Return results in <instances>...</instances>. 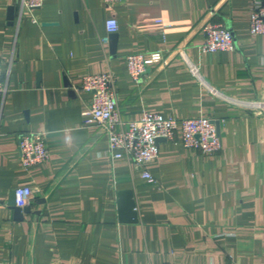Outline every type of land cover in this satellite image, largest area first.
Instances as JSON below:
<instances>
[{"label": "crops", "instance_id": "crops-1", "mask_svg": "<svg viewBox=\"0 0 264 264\" xmlns=\"http://www.w3.org/2000/svg\"><path fill=\"white\" fill-rule=\"evenodd\" d=\"M17 1L0 0V264H264V112L211 97L175 51L183 47L219 90L264 99V34L249 31L254 0H43L19 21ZM209 21L231 30L233 49L200 50ZM146 51L163 59L136 83L125 56ZM108 68L124 119L203 114L218 122L221 149L205 155L159 139L145 164L152 182L112 157L104 130L83 121L91 95L80 89L84 74ZM30 131L46 133L49 157L26 168L17 136ZM23 184L33 198L16 211ZM123 190L135 221L120 219Z\"/></svg>", "mask_w": 264, "mask_h": 264}, {"label": "built area", "instance_id": "built-area-1", "mask_svg": "<svg viewBox=\"0 0 264 264\" xmlns=\"http://www.w3.org/2000/svg\"><path fill=\"white\" fill-rule=\"evenodd\" d=\"M42 1L18 0V21L23 12L31 13L33 8L41 6ZM103 1L111 4L125 0ZM106 27L109 33L115 32L116 20L107 19ZM201 29L203 42L199 48L202 52L231 50L235 47L233 34L225 24L209 21L205 22ZM249 31L252 35L264 34V0L253 2ZM107 41L108 36L102 38V42ZM175 51L183 57L191 75L211 97L240 106L256 115L264 112V99L243 98L219 90L205 80L195 62L185 58L183 47L178 46ZM162 59L160 51L132 52L125 56V64L131 78L139 83L150 65L161 62ZM80 89L91 95L88 106L82 111L83 121L94 122L100 126L107 134L111 156H125L134 167L143 169L142 176L150 182L154 181V177L145 169V164L158 156L159 139L175 141L179 138L184 147L197 149L205 155H213L221 149L222 142L215 120L203 114L180 118L172 114L162 115L156 111H144L136 119H124L117 102L116 76L109 68L100 73L84 74ZM6 91V82L0 76V92L4 94ZM17 148L20 162L26 168L49 157L46 133L43 131L19 134ZM14 195L15 204L18 207H25L33 198L32 186L18 185L14 188Z\"/></svg>", "mask_w": 264, "mask_h": 264}, {"label": "water", "instance_id": "water-1", "mask_svg": "<svg viewBox=\"0 0 264 264\" xmlns=\"http://www.w3.org/2000/svg\"><path fill=\"white\" fill-rule=\"evenodd\" d=\"M216 127L219 134L218 122H216ZM118 196H119L118 209H119L120 219L122 221H135L136 220L135 202L133 200L131 191L130 190L120 191ZM19 209L21 208L15 206L16 211H18ZM22 209L24 211H28L29 207H23Z\"/></svg>", "mask_w": 264, "mask_h": 264}]
</instances>
